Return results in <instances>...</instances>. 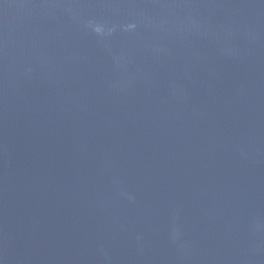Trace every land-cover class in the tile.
Listing matches in <instances>:
<instances>
[{
	"label": "water",
	"instance_id": "95a60500",
	"mask_svg": "<svg viewBox=\"0 0 264 264\" xmlns=\"http://www.w3.org/2000/svg\"><path fill=\"white\" fill-rule=\"evenodd\" d=\"M0 264H264V0H0Z\"/></svg>",
	"mask_w": 264,
	"mask_h": 264
}]
</instances>
